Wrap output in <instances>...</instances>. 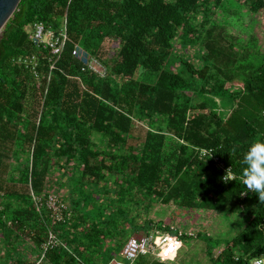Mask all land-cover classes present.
<instances>
[{"label":"trees","instance_id":"16d2710c","mask_svg":"<svg viewBox=\"0 0 264 264\" xmlns=\"http://www.w3.org/2000/svg\"><path fill=\"white\" fill-rule=\"evenodd\" d=\"M224 10L229 24L264 22V0L21 1L0 42V264H108L107 243L123 249L157 231L206 242L210 264L264 256V204L239 179L243 153L264 139V49L249 66L239 58L252 41L215 54L204 35ZM64 22L56 62L33 43L32 26L59 33ZM76 47L107 76L83 71ZM32 57L36 71L19 61ZM231 67L252 72L237 79ZM229 168L237 176L226 182ZM155 205L177 217L151 220ZM200 212L244 224L217 240L172 226Z\"/></svg>","mask_w":264,"mask_h":264},{"label":"rangeland","instance_id":"374dc122","mask_svg":"<svg viewBox=\"0 0 264 264\" xmlns=\"http://www.w3.org/2000/svg\"><path fill=\"white\" fill-rule=\"evenodd\" d=\"M228 7V6H227ZM232 8V7H231ZM230 8V9H231ZM226 10L217 13L218 17L217 20L219 23L216 25L212 23L210 27L207 28L206 34L204 35L205 41L212 45L215 54L218 51H223L224 48H228L234 54H239L241 52V47H246L247 43L252 41L250 44V51L246 57L239 58L240 63L242 65L249 66V63L254 61V54L259 48L264 49V22L259 20H252L249 16H244L241 18V22L239 21V17L237 16V21L235 24H229L226 18ZM241 11V10H240ZM245 13V11H241ZM236 20V19H235ZM257 43H254V42ZM234 46V50L230 48V46ZM113 50L112 42H107L104 45L103 52L108 53L109 51ZM202 50V49H201ZM240 51V52H238ZM194 50L191 51L193 56ZM204 51H200V60L204 58ZM196 54V53H194ZM207 57L208 54H207ZM200 61V62H201ZM227 59L225 57H218L216 61V66H221L224 68V64L226 63ZM238 63L237 60H235ZM243 61V62H242ZM202 63V62H201ZM235 63V64H236ZM243 67V66H242ZM237 69V68H236ZM234 67L229 68L228 72L232 73L235 78L244 79L248 77L252 70L247 69L246 74L237 75L239 69L236 70ZM217 103V101H216ZM203 104H207V106H213L209 102V100H205ZM219 107V104H218ZM210 108V107H208ZM96 142L98 143V139L96 138ZM57 197V196H56ZM53 200L49 201V206H53V203L57 198L53 197ZM174 207H164L161 205H155L154 208L151 210L150 215L148 216L151 220L158 222L164 220L166 217L170 218V216L177 217V213L175 212ZM143 217L145 214H142ZM200 218L193 221L192 214H184L180 216L179 221L173 223L172 226L175 228L177 227L181 233H185V235H193L196 237L197 234H206L209 237L216 239L228 238L231 236L236 235L241 228L243 227L244 221L239 218H223L220 214H211V213H199ZM184 241L183 247H181L177 252V261H169L170 263L167 264H210L209 258L206 254V242L198 239V238H183L181 239ZM223 246H218L213 249V254L215 256L219 255L222 251ZM123 249L117 248L114 243H107L105 246L104 254H102V258L108 264H129L125 261L124 257L122 256ZM147 261L151 262V264L159 263L157 259L153 256H145L144 257ZM30 259H34L31 257Z\"/></svg>","mask_w":264,"mask_h":264},{"label":"built area","instance_id":"2783aa9c","mask_svg":"<svg viewBox=\"0 0 264 264\" xmlns=\"http://www.w3.org/2000/svg\"><path fill=\"white\" fill-rule=\"evenodd\" d=\"M31 40L38 48L41 47L49 50L52 57H54L57 62L63 54L65 46L69 40L66 22H64V26L59 33H56L50 27H46L43 23H35L32 26ZM72 54L74 57L82 61L83 71L96 74L100 78H105L107 76L106 67L97 58L87 55L79 47H76ZM19 61L27 65V67L30 66L32 70L36 71L37 64L35 62V57H32L31 60L20 59ZM53 66L51 69H53ZM202 154L205 155L206 151H203ZM228 180H232V177L228 176ZM52 200L53 199L51 198L50 202ZM51 208L57 213V219H60L61 216L58 207L56 206V202L53 203ZM159 233L161 232L157 231L146 236L129 238L122 251V256L125 261L129 264H133L137 259L145 256H153L155 259L161 261L158 255L161 249L153 239V237ZM177 252L178 250L174 253V259L177 256ZM174 259H170L166 262L173 261ZM253 264H257V259L253 262Z\"/></svg>","mask_w":264,"mask_h":264},{"label":"clouds","instance_id":"9594fccd","mask_svg":"<svg viewBox=\"0 0 264 264\" xmlns=\"http://www.w3.org/2000/svg\"><path fill=\"white\" fill-rule=\"evenodd\" d=\"M242 165L239 179L246 188L242 194L255 193L258 195L259 201L264 204V139L249 144L243 153ZM228 176L235 180L237 173L229 168L223 177L226 182L229 181ZM153 239L161 249L158 253L161 264H166V261L174 259V253L184 245L183 240L169 232L159 233ZM256 259L257 264H264V256Z\"/></svg>","mask_w":264,"mask_h":264},{"label":"water","instance_id":"95a60500","mask_svg":"<svg viewBox=\"0 0 264 264\" xmlns=\"http://www.w3.org/2000/svg\"><path fill=\"white\" fill-rule=\"evenodd\" d=\"M22 0H0V42L7 22L18 9Z\"/></svg>","mask_w":264,"mask_h":264},{"label":"crops","instance_id":"0c3cea01","mask_svg":"<svg viewBox=\"0 0 264 264\" xmlns=\"http://www.w3.org/2000/svg\"><path fill=\"white\" fill-rule=\"evenodd\" d=\"M177 261V257H176V259H175V261H174V263Z\"/></svg>","mask_w":264,"mask_h":264}]
</instances>
